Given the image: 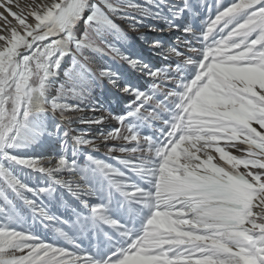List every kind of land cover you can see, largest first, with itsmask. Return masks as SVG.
I'll return each mask as SVG.
<instances>
[{"label":"snow or ice","instance_id":"6c2138e0","mask_svg":"<svg viewBox=\"0 0 264 264\" xmlns=\"http://www.w3.org/2000/svg\"><path fill=\"white\" fill-rule=\"evenodd\" d=\"M0 264H264V0H0Z\"/></svg>","mask_w":264,"mask_h":264},{"label":"rangeland","instance_id":"374dc122","mask_svg":"<svg viewBox=\"0 0 264 264\" xmlns=\"http://www.w3.org/2000/svg\"><path fill=\"white\" fill-rule=\"evenodd\" d=\"M158 35H160L165 40H171L174 38V34L167 32ZM112 108L116 111H119V109L116 107L115 104L112 105ZM106 114H107L106 111H96V112L86 111V112L75 113L72 118L74 121H77L78 118L80 117H84L87 119V118L99 117L101 115H106ZM114 125H115L114 121L103 125H87V124L81 125L79 123L74 124V126L77 128L85 129L88 132V135L91 137L98 136L101 131H105V132L108 131Z\"/></svg>","mask_w":264,"mask_h":264}]
</instances>
